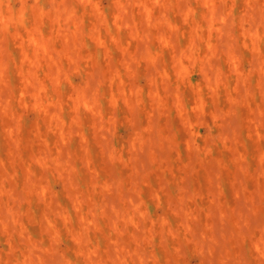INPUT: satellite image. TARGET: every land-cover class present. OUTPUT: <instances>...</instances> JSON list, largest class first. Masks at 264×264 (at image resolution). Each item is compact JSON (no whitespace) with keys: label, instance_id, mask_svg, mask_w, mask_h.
I'll use <instances>...</instances> for the list:
<instances>
[{"label":"rangeland","instance_id":"374dc122","mask_svg":"<svg viewBox=\"0 0 264 264\" xmlns=\"http://www.w3.org/2000/svg\"><path fill=\"white\" fill-rule=\"evenodd\" d=\"M0 256L264 264V0H0Z\"/></svg>","mask_w":264,"mask_h":264},{"label":"clouds","instance_id":"9594fccd","mask_svg":"<svg viewBox=\"0 0 264 264\" xmlns=\"http://www.w3.org/2000/svg\"><path fill=\"white\" fill-rule=\"evenodd\" d=\"M156 3H159L160 0H155ZM116 80H119V76L116 77ZM129 95L135 96V93L129 94L128 92L121 90L120 96H116L115 94L112 95L110 98V104L112 107L116 108L118 107V102L120 103V100L123 99L124 102L128 101ZM72 104L77 105L81 110L89 113H92L93 115L98 116V114L102 110V105L100 99L93 95L92 98H88L87 96L81 94L78 99L73 100ZM193 111V110H192ZM16 252V249L12 246H9V252L7 255L11 257ZM19 258L16 260V264H18ZM0 264H11L10 261L5 260L3 256H0Z\"/></svg>","mask_w":264,"mask_h":264}]
</instances>
